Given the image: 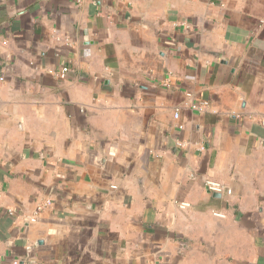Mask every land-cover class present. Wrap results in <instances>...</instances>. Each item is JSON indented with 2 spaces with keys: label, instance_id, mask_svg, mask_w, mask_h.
I'll use <instances>...</instances> for the list:
<instances>
[{
  "label": "crops",
  "instance_id": "1",
  "mask_svg": "<svg viewBox=\"0 0 264 264\" xmlns=\"http://www.w3.org/2000/svg\"><path fill=\"white\" fill-rule=\"evenodd\" d=\"M261 120L264 0H0V264H264Z\"/></svg>",
  "mask_w": 264,
  "mask_h": 264
},
{
  "label": "built area",
  "instance_id": "2",
  "mask_svg": "<svg viewBox=\"0 0 264 264\" xmlns=\"http://www.w3.org/2000/svg\"><path fill=\"white\" fill-rule=\"evenodd\" d=\"M186 28H189L188 25H186ZM69 69L67 67L61 69L58 72V77L61 80H66L67 75H68ZM180 117V112L177 111V113L175 114V118L178 119ZM261 124L264 126V120H261ZM205 187L214 194H223V193H227V194H231V191L229 189H227V187H225L224 185L214 182V181H206L205 182ZM52 201L48 200L45 203L39 205L38 209H37V214H40L41 212H43L45 209L52 207ZM190 207V204L188 203H181L180 204V208L181 209H187ZM216 216H222L218 213L215 214Z\"/></svg>",
  "mask_w": 264,
  "mask_h": 264
},
{
  "label": "water",
  "instance_id": "3",
  "mask_svg": "<svg viewBox=\"0 0 264 264\" xmlns=\"http://www.w3.org/2000/svg\"><path fill=\"white\" fill-rule=\"evenodd\" d=\"M211 193V192H210ZM214 197H220V195H218V194H214Z\"/></svg>",
  "mask_w": 264,
  "mask_h": 264
}]
</instances>
